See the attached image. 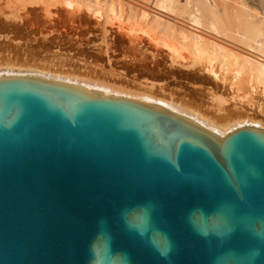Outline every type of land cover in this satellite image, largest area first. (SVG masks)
<instances>
[{
  "label": "water",
  "instance_id": "95a60500",
  "mask_svg": "<svg viewBox=\"0 0 264 264\" xmlns=\"http://www.w3.org/2000/svg\"><path fill=\"white\" fill-rule=\"evenodd\" d=\"M0 264H264V130L0 73Z\"/></svg>",
  "mask_w": 264,
  "mask_h": 264
},
{
  "label": "bare ground",
  "instance_id": "6f19581e",
  "mask_svg": "<svg viewBox=\"0 0 264 264\" xmlns=\"http://www.w3.org/2000/svg\"><path fill=\"white\" fill-rule=\"evenodd\" d=\"M9 1L7 0V2L11 3V0ZM24 2L26 4L23 3L22 0L21 2L18 1L13 3L11 9L13 10L14 4L17 3L19 6L20 3H23L24 8L41 5L43 6L44 14L51 19L50 21V19L46 18L51 22L48 21L47 23H50L54 28L59 26V22L56 19L58 14L56 15V13L51 11L52 9H59V6L60 8L62 7L65 12L64 30H58L59 27L54 30L52 27L53 30L48 32L49 35L47 33L45 39L40 36L43 39H41L42 41L38 40V37V39L35 37V39H33V36L32 39L27 38V41L22 39V37L21 39L25 41L18 40L16 44L11 41V45H15L12 46L14 47L15 53L20 56V51L25 53L26 50L24 52L23 49H29V47H31L35 49L31 50L30 48L31 55L42 53L41 57L43 54H45L44 56L47 55V57L51 56V58L48 57L50 59L48 65L51 66V61L53 60L54 62L58 58L55 57L57 54L62 55L63 53L61 54L59 51L63 50L65 54H63L62 59L65 58L64 61L66 66H64L65 64L63 65L64 68L60 66L61 69H59L60 67H56L58 71L52 70L55 66L54 63L59 65L62 61L52 63L53 67L51 66L52 69H50L47 64H44V61H46L45 63L49 61L47 57L42 59H46L43 63L40 62L41 59L39 61L41 64L37 62V64L41 66L42 64L47 65V68L45 66H35L36 62H33L32 65L27 67L23 65L20 66L16 64V62H14V65L13 62L11 63L8 60V63H5L4 66L0 65V73L22 72L43 75L68 82L99 87L120 94L146 98L176 108L198 122L221 132L230 131L243 124H253L264 130V121L258 119L262 118V116L258 118L256 116L254 117L255 114L257 115V113L264 112V102L259 103L256 98L258 97L257 94H260L264 100V0H25ZM17 5L16 9L19 7ZM4 7L6 8V6ZM1 10L3 9L1 8ZM14 12L15 11L12 13ZM9 15H12L11 18L14 17L13 14ZM18 15L16 17H18ZM46 19L43 18V20ZM12 23L15 24V22ZM23 24L22 26L24 28L25 26ZM1 27L3 30H8L10 26L3 25ZM21 28H17V32H13V34H25L26 36L23 30L26 31L27 29L25 30L22 28L23 30L21 31ZM3 30L2 33L4 34L5 32H3ZM28 31L30 34L35 33L33 31L31 33L30 30ZM47 31L48 30H46V32ZM121 34L127 37L129 40L127 43H129V45L126 43V46L130 47L133 51L136 50L137 52L140 51L142 47H151L154 45L157 48V52H155L156 48L153 46L156 54L154 52L153 54H151V52L149 53L148 51L150 48L146 47L149 49L147 51L149 55H152L151 63H148L145 58L138 60L136 59L137 57H134L132 58L133 62L131 64H125L124 62V64H121L112 57L111 55L113 54L111 51L115 44L125 40V37ZM39 35H41V33H39ZM45 35H43V37ZM5 37L7 41L12 39L10 36L8 37V35H5ZM94 37H100L101 45L103 46L102 49L100 48V50L97 51L92 49L93 51H88L89 49L85 50L78 48L81 45L87 46L89 43L94 42ZM79 43L80 46H77ZM4 46L7 47V44L5 43ZM117 47L119 48L120 46ZM122 47H124V45ZM138 47L140 48L139 50L137 49ZM147 52L144 53L143 51L144 54H147ZM134 53L132 55H134ZM164 53L166 55H164ZM8 57L10 58V56ZM15 57L17 58V55ZM35 58L36 57L31 58L33 59L31 61H34ZM129 58L131 60V56H129ZM13 60L15 59L13 58ZM26 60L28 59H25V61ZM38 60L37 58L36 61ZM167 60H169V63ZM166 63L170 64L169 67ZM76 66L80 70L82 69L83 72H81L82 70L80 72H75L74 69L77 68ZM196 66H198V68ZM66 67L67 71H59L66 69ZM71 67L73 68L72 70ZM193 68H201V70L203 69V72L206 73L205 76H207L208 73L214 77L212 79L216 81H214L215 84L204 89L206 91L209 89L210 94L217 93V96L211 97L208 91L206 92L208 93L207 97H210V102L213 101L214 103L213 98L216 100L219 95L218 92H220V88L217 83L218 81L226 86L228 84L229 88H231L230 91L228 90V93L234 90L233 92L237 94H235L236 97H234L235 95L233 96L232 92L230 93L232 95H229V97L232 96L234 99L238 97L242 100H240V102L243 103H240L239 106L231 104V108L229 107L230 109L227 108L228 110H226L223 108V104L225 106L228 102L223 101V96L221 95V98L219 95L221 98L218 97L220 102H224H222L223 104L221 103L222 107L220 106V108L217 109L216 114L219 115V118H213L210 115L208 116L202 113V108L200 110L193 104L194 107L186 105L183 102L185 100H182L179 95H181V91H185L183 88H186V86H182L185 85L183 81H190L192 79V73H186L185 70L191 69V71H196L193 70ZM200 74H202V71ZM227 74H232L230 79H228L229 75L227 78L225 77ZM128 76L131 79H141L140 83L138 81L135 83L140 87L133 90L126 88V86L124 87V85L128 84H126V82L124 85H121L122 82L127 80ZM195 82L196 81H194V83ZM203 82L205 83L206 81ZM132 84H134V82ZM244 84H246L247 87ZM192 86L195 88L194 84ZM199 86L201 87V85ZM188 89L191 90L189 86ZM225 92L228 94L227 91ZM191 95H193V92ZM202 98L198 100H202ZM218 99L215 102L219 101ZM234 99H232V101ZM203 100L206 104V97ZM238 101L236 104L239 103ZM211 105L213 106V104ZM219 105L215 106L219 107ZM204 107L206 108V105H204ZM216 107L214 109H216ZM207 108L209 109V107Z\"/></svg>",
  "mask_w": 264,
  "mask_h": 264
},
{
  "label": "rangeland",
  "instance_id": "374dc122",
  "mask_svg": "<svg viewBox=\"0 0 264 264\" xmlns=\"http://www.w3.org/2000/svg\"><path fill=\"white\" fill-rule=\"evenodd\" d=\"M8 1H9V0H8ZM18 1L21 2V0H18ZM18 1H17V0H16V1H15V0H13V1L11 0V3H12V4H11V3H9L10 1L7 2V0H0V10H1V8H2L3 10H5V11L1 10V12H0V18L4 20V21H3V20L0 19V27L3 26V25L10 26V27H8V30H3L2 27H1V29L3 30V32H5L4 34L2 33V30L0 29V65H1V66H4L5 63L7 64V63H8V60H9V62H11V63L13 62V64H14V62H16V64H19L20 66L23 65L24 67H27V66L32 65L33 62H34V63L36 62V63H35V66H39V67L45 66V67H46V66L48 65V63H50V59H49V58H51V56H50V57L48 56V57H49V58H48L47 55L44 56L45 54H43L42 57H41V54H42V53H39L40 56H39L38 53L35 54V55L32 54V55H33L34 57H36V58L34 59V61H31V60H33V59H31V58H34V57L31 55V50H32L33 48L29 47V49H28V48L23 49L24 52H25V50H26V52H25V53H22L23 51H22V52L20 51V56H19V54H16V53H15L14 47H12V46H13L14 44H16V42H17L18 40H19V41H20V40H21V41H25V40L27 41L28 39H32V36H33V39H35V38L38 37L39 39H38V38H37V39L40 40V41H42L43 39H45V38L47 37V33H48V32H50V31L53 30V29L56 30V29H58V27H59L58 30L63 31V30H64L63 28H64L65 12H64V10H63L62 7L60 8V6H59V9H57V10L52 9L51 12L56 13V15L58 14V15L56 16L57 18H56V17H55V18H56V19L58 20V22H59V24H58L59 26H57V27L54 28V27L50 24V23H51V22H50L51 19H50L46 14H44L45 12H43V6H41V5H40V6H30V7L24 8V7H23V3H25V2H24L25 0H22L23 3H22V4L20 3V6L17 5L18 3H17V4H14V6H13L14 9L12 10L11 8H12L13 3H16V2H18ZM34 1H37V0H34ZM4 2H5V3H4ZM26 2H27V1H26ZM6 3H7L8 5H9V4H11V5L8 6ZM25 4H26V3H25ZM25 4H24V6H25ZM16 5L19 6L18 8H20V9H18V8L16 9ZM21 5H22V6H21ZM2 6H3V7L6 6V8H5V7L3 8ZM7 8H8V9H7ZM9 8H10V9H9ZM21 8H23V9H21ZM41 8H42V9H41ZM24 9H25V10H24ZM7 10H8V11H7ZM10 10H11V11H10ZM20 10H22V11H20ZM2 11H3V13H2ZM13 11H15V12L12 13ZM10 12H11V13H10ZM15 13H16L17 15H18L19 13H20V14L18 15V17H16L17 15H16ZM160 13H162V12H160ZM5 14H6V15H5ZM9 14H13V15L15 14V15H14V17L11 18L12 15L10 16ZM162 14H164V13H162ZM1 15H2V16H1ZM3 15H4V16H3ZM26 16H27V17H26ZM46 16H47V17H46ZM6 17H7V18H6ZM15 17H16V18H15ZM22 17H23V18H22ZM42 17L45 18V19L48 18V19H50V21H49L48 19L43 20ZM14 18H15V19H14ZM6 19H7V20H6ZM11 19H12V20H11ZM1 21H2L3 23H2ZM5 21H6V22H5ZM48 21H49L50 23H47ZM4 22H5V23H4ZM12 22H15V24L12 23ZM23 23H24V24H23ZM31 23H32V24H31ZM45 23H46L47 25H46ZM7 24H8V25H7ZM17 24H18L19 26H18ZM22 24H23L25 27H27V28H25V27L23 28ZM49 24H50V25H49ZM60 24H61V25H60ZM20 25H21V26H20ZM33 25H34V26H33ZM48 25H49V26H48ZM36 26H37V28H36ZM21 27H22L23 29H25V30L27 29V30L24 31ZM29 27H30V28H29ZM52 27H53V29H52ZM17 28H18V29L21 28L20 30H21V31L23 30V33H26V36H29V37H31V38L26 37L25 34H24V35H22V34L14 35L13 32H17V30H16ZM28 28H29V29H28ZM44 28H45V29H44ZM10 29H12V30H10ZM42 29H43L44 31H43ZM49 29H50V30H49ZM28 30H30L31 33H32V31L35 32V33L30 34V32H29ZM38 30H39V32H38ZM46 30H48V31L46 32ZM58 30H57V31H58ZM40 31H41V32H40ZM28 32H29V33H28ZM45 32H46V33H45ZM9 33H10V34H9ZM36 33H37V34H36ZM39 33H41V35H39ZM12 34H13V35H12ZM27 34H28V35H27ZM29 34H30V35H29ZM33 34H35V35H33ZM45 34H46V35H45ZM5 35H8V37L10 36L12 39L9 40V41H7ZM18 35H19V36H18ZM20 35H21V36H20ZM43 35H45V36L43 37ZM48 35H49V33H48ZM121 35H122L123 37H125V38H124L125 40H124L123 42H119V43L115 44V46L112 48V51H111L112 54L114 55V56L111 55L112 57H114L116 60H118L119 63H121V64H124V63H125V64H131V63L133 62V61H132V58H134V57H135V58L137 57L136 59H138V60H142V59L145 58V59L148 61V63H149V62L151 63V61H152V58H151L152 55H151V54H153V52H154L155 50H156L155 52H157V48H156L154 45H152L151 47H148V46H145L144 48L142 47L140 51H137V52H138V53H137L136 50L133 51V50L130 49V47L126 46V43L129 42V40L127 39V37H126L124 34H121ZM40 36H41L43 39H42ZM4 37H5V38H4ZM22 37H23V38H22ZM34 37H35V38H34ZM21 38H22V39H25V40H22ZM27 38H28V39H27ZM95 38H96V39H95ZM15 39H16V40H15ZM41 39H42V40H41ZM2 40H3V41H2ZM4 40H5V41H4ZM14 40H15V42H14ZM99 40H100V37H94V38H93V41H94V42L89 43V45H87V46H82V45H81V46H80V43H79V44H77V46L79 45L80 47H78V48H80V49H85V50H88V49H89L88 51H91L92 49H93V50L95 49V51H97V50H100V48L102 49V47H103V46L101 45V40H100V41H99ZM6 41H7V42H6ZM11 41H13L14 44L11 45V43H12ZM8 42H9V43L11 42V43L9 44ZM2 43H3V44H2ZM5 43L7 44V47L4 46ZM83 43H85V42H83ZM124 43H125V44H124ZM121 45H122V46L124 45V47H125V46H126V47L124 48V47H122ZM127 45H129V43H127ZM14 46H15V45H14ZM77 46H76V47H77ZM117 46H120V47H122V48L119 47V48H120V49H119ZM153 46H154L156 49H155ZM146 47H147V48H150V50L147 49ZM3 48H4V49H3ZM30 48H31V50H30ZM98 48H99V49H98ZM137 49L139 50L140 48L138 47ZM143 49H144V50H143ZM154 49H155V50H154ZM8 50H9V51H8ZM13 50H14V52H13ZM28 50H29V51H28ZM33 50H35V49H33ZM93 50H92V51H93ZM115 50L118 51V52H116ZM148 50H149V51H148ZM152 50H153V51H152ZM10 51H11V52H10ZM27 51H28V52H27ZM143 51H144V53H146L147 51H148L149 53L151 52V54L149 55L148 52H147L148 55H147V54H144ZM134 52H135V53H134ZM139 52H140V54H139ZM155 52H154V53H155ZM164 52H166V51H164ZM9 53H10V55H9ZM21 53H22V54H21ZM26 53H27V54H26ZM28 53H29V54H28ZM59 53H61V54H62V53L65 54V52H64L63 50L59 51ZM133 53H134V55H132ZM166 53H167V52H166ZM63 54H62V55L57 54V56H55L56 58L58 57L56 60H58L59 58H60L61 60L59 59L58 61H56V60L54 59V60H55L54 62L57 63V62H61V61H62V62H61L62 64L59 63V65H57V64H55V63L53 62V60L51 59L52 61H51V64H50V65L53 67L52 63H54L55 66L53 67L54 69H52V67L48 65L50 69L55 70V71H58V70H56V69H58L60 66H61L62 68H64L63 65L65 64V61H64L65 58L62 59V58H63ZM122 54H123V55H122ZM142 54H144V55H142ZM155 54H156V53H155ZM16 55H17V58H18V56H19V58H18L19 60L15 57ZM25 55H28V56H25ZM36 55H37V56H36ZM59 55H60V57H59ZM128 55L131 56V60H130V58H129ZM146 55H147V56H146ZM164 55H166V54L164 53ZM8 56H10V58H9ZM38 56H39V57H38ZM127 56H128V57H127ZM139 56H142V57H139ZM149 56H150V57H149ZM11 57H12V58H11ZM30 57H31V58H30ZM45 57H47V58L49 59V61H48V59H47V61H48L47 63H45L46 61H44V60H46V59L42 60V59L45 58ZM64 57H65V56H64ZM116 57H117V58H116ZM119 57H120V58H119ZM123 57H124V58H123ZM7 58H8V59H7ZM13 58H14L15 60H13ZM24 58H25V59H28V60L25 61ZM37 58L39 59L38 61H36ZM53 58H54V57H53ZM150 58H151V59H150ZM16 59H17V60H16ZM22 59H23L24 61H23ZM29 59H30V60H29ZM40 59H41V61H40ZM126 59H127L128 61H127ZM11 60H12V61H11ZM20 60H21V63H20ZM129 60H130V62H129ZM149 60H150V61H149ZM18 61H19V62H18ZM28 61H29V62H28ZM39 61L42 62V63H43V61H44V64H47V65H43V64H42V66H41V65L37 64V62L40 63ZM63 61H64V62H63ZM120 61H121V62H120ZM22 62H23V63H22ZM24 62H25V63H24ZM27 62H28V63H27ZM123 62H124V63H123ZM167 62L169 63V60H167ZM36 64H37V65H36ZM40 64H41V63H40ZM60 64H61V65H60ZM166 64H167V63H166ZM14 65H15V64H14ZM56 65H57V66H56ZM169 65H170V64H167L168 67H169ZM48 66H47V67H48ZM64 66H66V64H65ZM47 67H46V68H47ZM56 67H58V68H56ZM61 67H60L59 69H61ZM76 67H77V66H76ZM196 67L198 68V66H196ZM77 68H78V67H77ZM77 68L74 69L75 72H80V71L82 70V69L80 70L79 68H78V69H77ZM194 68H195V67H194ZM194 68H193V70H196V71H191L192 68H191V69H187V70H185L186 73H189V74L192 73V74H191V75H192V79H191L190 81H189V80H184V81H183L184 83L182 82L183 84H185V85H182V86H183V87L186 86V88L184 87L183 90H185V91H187V92H185V91H181V92H180L181 95H184V94H185V95H184V96L179 95V96L181 97L182 100H185V101H183V102H184L186 105H188L189 107H194V106H195L196 108H199L200 110H201V108H202V110H201L202 113H205V114H207L208 116L210 115V116H212L213 118H219V115H217L216 113H217V109L220 108V106L224 103L223 101L228 102L227 105H225V106H224V104H223V108L226 109V110H228V109L231 108V106H232L231 104H233V105H235V106H236V105L239 106L240 103H241V104L243 103V102H240L241 99H239L238 97H237L236 99H234V97H236V95H237L235 92H233L234 90H231L233 93H232V92H229V93H228V90L230 91V89H231V88H229L228 84H227V86H226V85H224V84H221V83L218 82V81H217V83H218L219 85L216 83V84L219 86V88H220V92H218V94H219L220 96H221V95L223 96V99H222L223 101L221 100L223 103L220 102V99L222 98V96H221V98H220L219 95H218V97H219L220 99H218V97L216 98V100L218 99L219 101L215 102L216 100H215V98H213L215 104L213 103V101H211V102H212V103H211V102L209 101V100H210V97H207V96H208V93L210 94L209 89L207 90L208 93H206L207 91L204 90V89H207V88H209V86H212V85L215 84V83H214L215 80L212 79V78H214V77L211 76V75H209V74L207 73V76L209 77V78H208L207 76H205L206 73L203 72V69L201 70V68H199V69H200V70H199V69H194ZM72 69H73V68L71 67V70H72ZM65 70L67 71V67H66V69L59 70V71H65ZM182 70H183V69H182ZM188 70H189V71H188ZM197 70H198V71H197ZM199 71H200V72L202 71V74H203V73H204V74H203V75L200 74ZM81 72H83V70H82ZM193 72H194V73H193ZM198 72H199V73H198ZM197 73H198V74H197ZM193 74H194L195 76H194ZM196 75H198V76L200 75V76L198 77V76H196ZM228 75H229V77H228ZM231 75H232V74H227V76H225V77H226V78L228 77V79H230ZM128 78H129V80H128ZM194 78H196L197 80L194 79ZM202 78H204V79H202ZM205 78H206V80H205ZM198 79H199V80H198ZM201 79H202L203 81H206V82L208 81V82H207L208 84H210V83H212V84L208 85L206 82L204 83ZM211 79H212L213 81H212ZM228 79H227V80H228ZM127 80H128V81H127ZM127 80H125L124 82H122L121 85H122V84L124 85L125 82H126V84H127V83H128V84H127V85H124V87L126 86V88L133 89V90H134V89H137V88L140 87L139 85L137 86V84H135V83H136V81H138V82L140 83V82H141V79H135V78H134V79H131V78L128 76V77H127ZM134 80H135V81H134ZM200 80H201L202 83L200 82ZM191 81H192V82H191ZM194 81H196V82H195L196 84L194 83ZM198 81H199V83H198ZM211 81H212V82H211ZM131 82H132V83L134 82V84H132ZM138 82H137V83H138ZM162 82H163V81H162ZM186 82H188V83H186ZM215 82H216V81H215ZM139 83H138V84H139ZM197 83H198V84H197ZM186 84H188V85H186ZM193 84L195 85V88H194V86H192ZM204 84H205V85H204ZM199 85H201L202 89H201V87H200ZM203 85H204L205 87H204ZM220 85H221V86H220ZM223 85H224V86H223ZM244 85L246 86V84H244ZM244 85H243V86H244ZM188 86H189V88H190L191 90L188 89ZM191 86H192V87H191ZM198 86H199V87H198ZM207 86H208V87H207ZM222 86H223V87H222ZM225 86H226V87H225ZM245 86H244V87H245ZM196 87H197V88H196ZM221 87H222V88H221ZM227 87H228L229 89H228ZM246 87H247V86H246ZM193 88H194V90H193ZM198 88H199V89H198ZM225 88H226V89H225ZM186 89H187V90H186ZM200 89H201V90H200ZM222 89H223V90H222ZM245 89H247V88H245ZM195 90H197L198 92L195 91ZM190 91H191V92H190ZM225 91H227L228 94H226ZM183 92H184V93H183ZM192 92H193V95H191ZM194 92H195V93H194ZM200 92H201V93H200ZM223 92H225V93H223ZM180 93H179V94H180ZM186 93H187V94H186ZM196 93H197L198 95H197ZM199 93H200V94H199ZM204 93H205V96H204ZM220 93H221V94H220ZM230 93H232L233 96H234L235 94H236V95H235L234 97L231 96V97H232V98H231V97H229V95H232V94H230ZM194 94H195V95H194ZM201 94H202V95H201ZM212 94H213V95L215 94V95L213 96ZM216 94H217V93H211L210 95H211V97H215V96H217ZM186 95H187V96H186ZM196 95H197V96H196ZM199 95H200V97H199ZM210 95H209V96H210ZM227 96H228V98H227ZM257 96H258V97H256V98H257L258 100H260V101L257 100V102H259V103L264 102L263 97H262L260 94H257ZM260 96H261V98H260ZM183 97H184V98H183ZM185 97H188V98H185ZM195 97H198V98H195ZM202 97H203V98H202ZM205 97H206V99H207L206 104H205V101L203 100V99H205ZM240 97H242V96H240ZM194 98H195L196 100H195ZM201 98H202V100H198V99H201ZM230 98H231V99H230ZM211 99H212V98H211ZM224 99H225V100H224ZM227 99H228V100H227ZM229 99H230V100H229ZM232 99H234L233 101H234L235 103L232 101ZM238 99H239V101H238ZM187 101H188V102H187ZM191 101H192V102H191ZM199 101H200V102H199ZM208 101H209V103H208ZM237 101H238L239 103L236 104ZM241 101H242V100H241ZM189 102H190V103H189ZM195 102H197V103H195ZM198 102H199V103H198ZM218 102H219L220 105L218 104ZM232 102H233V103H232ZM194 103H195V104H194ZM207 103H208V104H207ZM216 103H217V104H216ZM221 103H222V104H221ZM229 103H230V104H229ZM192 104H193L194 106H193ZM200 104H201V105H200ZM203 104L206 105V108L204 107ZM211 104H213L214 107H213ZM228 104H229V106H228ZM215 105H216V106L219 105V107H216ZM226 106H227V107H226ZM207 107H209V109H208ZM210 107H211L212 109H211ZM215 107H216V109H214ZM221 107H222V106H221ZM229 107H230V108H229ZM227 108H228V109H227ZM203 109H204V110H203ZM207 109H208V110H207ZM205 110H206V111H205ZM209 110H211V111H209ZM213 110H214V111H213ZM203 111H205V112H203ZM212 111H213V113H212V115H211V112H212ZM207 112H208V113H207ZM209 113H210V114H209ZM262 113H264V112H261V113H259V114L257 113V115H256V114L254 115V117L256 116V117L258 118V117H261V116H262V118H258V119H262V120L264 121V117H263L264 114H262ZM213 114H214V115H213ZM216 115H217L218 117H217ZM258 115H259V116H258ZM220 116H221V115H220Z\"/></svg>",
  "mask_w": 264,
  "mask_h": 264
}]
</instances>
